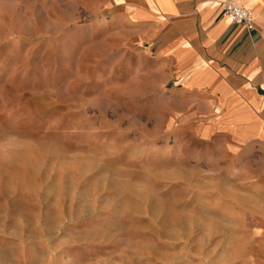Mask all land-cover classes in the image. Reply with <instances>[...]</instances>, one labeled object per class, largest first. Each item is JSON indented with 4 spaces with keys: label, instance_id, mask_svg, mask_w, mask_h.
Returning <instances> with one entry per match:
<instances>
[{
    "label": "rangeland",
    "instance_id": "1",
    "mask_svg": "<svg viewBox=\"0 0 264 264\" xmlns=\"http://www.w3.org/2000/svg\"><path fill=\"white\" fill-rule=\"evenodd\" d=\"M118 36L71 0H0V264L18 244L49 264L101 216L118 264L262 263L264 152L189 119Z\"/></svg>",
    "mask_w": 264,
    "mask_h": 264
},
{
    "label": "crops",
    "instance_id": "2",
    "mask_svg": "<svg viewBox=\"0 0 264 264\" xmlns=\"http://www.w3.org/2000/svg\"><path fill=\"white\" fill-rule=\"evenodd\" d=\"M71 1L86 14L98 12L105 21L111 20L123 47L150 61L145 66L158 78L159 89L173 83L171 94L189 102V119H201L202 128L208 126L209 132L229 137L237 148L264 152V0H231L254 11L252 32L224 16L228 0ZM140 61L128 64L136 74L144 67ZM231 111L238 139L215 123L219 113L228 117ZM7 193L1 198L12 203ZM8 212L9 219L19 218L18 211L10 208ZM259 222L256 233L264 238V217ZM80 225L72 224V232H81ZM84 225L91 237L57 243L49 264L121 261L120 252L101 236L110 229L107 217ZM13 251V258L1 264H40L43 256L40 245L18 244Z\"/></svg>",
    "mask_w": 264,
    "mask_h": 264
},
{
    "label": "built area",
    "instance_id": "3",
    "mask_svg": "<svg viewBox=\"0 0 264 264\" xmlns=\"http://www.w3.org/2000/svg\"><path fill=\"white\" fill-rule=\"evenodd\" d=\"M223 14L230 19L234 24L238 26H245L249 32L256 29V23L254 21V11L247 7H243L231 0H228L224 4Z\"/></svg>",
    "mask_w": 264,
    "mask_h": 264
},
{
    "label": "bare ground",
    "instance_id": "4",
    "mask_svg": "<svg viewBox=\"0 0 264 264\" xmlns=\"http://www.w3.org/2000/svg\"><path fill=\"white\" fill-rule=\"evenodd\" d=\"M227 19L230 21V19L227 17ZM227 122V121H226Z\"/></svg>",
    "mask_w": 264,
    "mask_h": 264
}]
</instances>
